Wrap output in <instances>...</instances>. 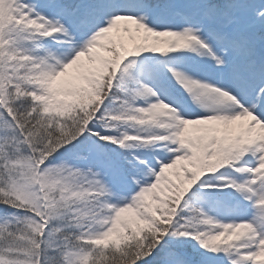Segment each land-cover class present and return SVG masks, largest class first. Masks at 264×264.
<instances>
[{
    "label": "snow or ice",
    "instance_id": "snow-or-ice-1",
    "mask_svg": "<svg viewBox=\"0 0 264 264\" xmlns=\"http://www.w3.org/2000/svg\"><path fill=\"white\" fill-rule=\"evenodd\" d=\"M0 264H264V0H0Z\"/></svg>",
    "mask_w": 264,
    "mask_h": 264
}]
</instances>
